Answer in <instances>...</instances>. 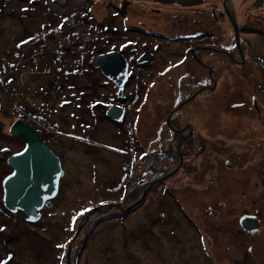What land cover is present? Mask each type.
I'll list each match as a JSON object with an SVG mask.
<instances>
[{"label": "rangeland", "instance_id": "1", "mask_svg": "<svg viewBox=\"0 0 264 264\" xmlns=\"http://www.w3.org/2000/svg\"><path fill=\"white\" fill-rule=\"evenodd\" d=\"M223 1H207L208 12L205 10L199 15L188 12L201 8L169 9L181 15V18L187 14L191 19L183 31L177 29V32H172L176 36L193 35L188 48L211 45L212 49L199 50L197 55L200 62L208 64L220 74L222 81L218 88L215 91L200 90L194 82L204 77L202 67L192 71L194 79L191 77L188 81L186 66H179L168 75L165 71L162 73L161 85L157 86V91L152 90L147 105L138 102L132 106L126 120L110 123L103 117L91 120V116L94 117L92 112L100 100L110 106V92L114 91L108 83H103L104 77L98 70L82 81L79 89L86 94L83 99H77V89L60 91L56 90V85L46 88L47 80L56 84L55 78L63 71L60 68H35L37 61L34 59L33 63L23 53L28 47L32 51V43L16 51L17 45L23 36L24 39L35 37L33 40L40 45H36L34 52L41 47H52L56 50L53 52V49H49L50 53L46 54L55 62L57 50L63 54L65 46L70 45V37L83 35V38H87L83 41L89 43L96 33H104L101 28L107 20L108 26L115 25L118 28H121L123 22V28L129 32L121 29L120 34L133 39L138 37V44L144 47L145 42L155 43L156 38L153 36L161 32L155 30L156 25L149 21L156 22L161 16L144 12L153 3L144 6L140 3L122 16L115 14L122 0H0V11L3 10L0 13L1 160L3 150V154L9 153L5 162L0 161V189L7 177L4 178V174L8 175L6 161L13 151H19L24 144L20 138L14 141L13 136H9V129L20 117L27 121V115L28 119H40L53 128V135L45 134L46 144L59 157L64 173L55 207L44 212L39 223L27 227L23 223V215L18 214L10 219V216L0 212V229H3L0 231V259H6L10 253L11 264H61L64 248L61 245L64 246L71 238L68 246L73 241V252L68 255V264H71V256L76 264H264V61L259 64L256 60L257 56L264 53V39L256 45L253 41H240L241 47L250 57L244 71L231 63L233 61H228L221 51H213L214 48L236 50L233 46L234 36L227 22L224 21L218 27L210 15L212 5H216L218 10ZM259 2L242 0L241 12H237L234 1L229 0L231 17L237 19L241 27L246 26V30L256 31L257 23L252 7ZM159 7L169 8L164 5ZM260 8L257 9L258 13L261 12ZM143 13L145 18H142ZM195 20L200 22L195 25ZM142 21L146 24L147 31H144H151L152 36L140 29ZM208 22H212L211 29L205 31ZM172 23L168 22L167 28H171ZM63 25L67 26V34L70 36L66 39ZM46 28L45 36L41 38ZM163 32L172 37V33ZM204 33H208V36L195 39ZM115 39L118 38L109 42V52L116 51L114 48L130 50L127 48L128 39ZM172 43L161 41L160 44L169 47ZM84 56L87 62H93L92 55ZM35 57L41 61L44 59L41 54L40 58ZM61 57L58 55L57 59ZM179 58L177 56L174 60ZM158 61L152 69L160 67L159 70H162L169 65L164 62L163 53L158 55ZM176 64L190 66L191 62L187 64L179 61ZM65 65V72L73 67L69 60H66ZM230 73L233 74L228 76ZM135 74L136 70L130 75L135 77ZM244 74L246 77L236 84L229 83L235 80L236 75L242 77ZM180 75L185 76L180 79ZM6 77H10L8 88L3 85L7 84ZM93 80L99 82L98 87L93 88ZM73 81L77 82L75 78ZM175 81H188L189 85L179 88ZM203 83L202 80L200 86ZM234 89L239 98L234 94ZM175 91H178L179 98L195 95L189 101L190 107L179 110L176 116H168L167 125L160 131L158 127L165 123V118L158 116L159 111L163 103H170ZM131 93H135L134 87ZM252 95H256L258 109H255L252 102L255 112L249 114L245 112L249 111L247 108H240L243 106L236 103L243 99L251 107V101L245 97ZM65 101L69 106L67 113L66 106H63ZM159 101L161 104H157ZM21 107L30 110V113H22ZM173 107L168 106L167 110ZM225 109L233 112L230 115L242 118L236 120L230 116L234 121H222V116L229 114L225 113ZM80 121L85 123L79 125ZM86 125L93 129L89 139H85L89 135L84 130ZM171 125H178L187 135H191L190 144L194 146L193 149L187 152L183 165L178 168V163H173V159L164 158L156 163V172L162 173L163 177L160 186L155 187L154 184L147 192L145 189L143 192L137 189L130 194L133 169L128 153L133 148L140 152L142 150L147 159L145 165L150 164L146 152L151 155L166 154L175 137ZM76 138H80L82 143ZM99 159H106L111 170H114L113 174L108 175L112 176L111 179L107 177L106 169L101 170ZM142 160L143 154H139L137 161ZM227 163H230V167ZM102 165L108 164L103 162ZM182 166L184 169H181ZM175 168L172 176L170 173ZM126 173L128 181H124ZM158 179L153 177V181ZM145 193L146 200H142L144 204H135ZM101 199L118 204L119 209L124 205L131 209L135 204V209L123 221L120 216L124 214L117 210L108 214H95L92 216L93 221L90 222V218L83 231L74 238L80 225L81 213L97 207ZM245 214L257 218L261 228L258 233L246 231L240 225V219ZM83 220L87 218H83L81 223ZM3 234H12L13 241L2 244ZM15 236L17 239H14ZM249 250L258 254L253 256L254 253L249 254Z\"/></svg>", "mask_w": 264, "mask_h": 264}, {"label": "flooded vegetation", "instance_id": "2", "mask_svg": "<svg viewBox=\"0 0 264 264\" xmlns=\"http://www.w3.org/2000/svg\"><path fill=\"white\" fill-rule=\"evenodd\" d=\"M207 0H140V2L136 3L133 0H122V2L120 3L119 8H117L116 13L118 15H124L125 13H127L129 10H131L133 7H135L136 5L142 3L143 6L147 5L148 3H153V6L144 12H147L148 14H153L155 16L160 15L161 19L159 17V20L156 19V22L152 21L149 19V21L152 24H155V30H161V32L156 33L153 37L156 38L155 43L154 41L150 42L149 44H147V42L143 43L142 40H140L143 44L144 47L141 44H138L137 40H139L138 37H136L135 39L131 38V36H125V35H121L120 34V30L123 29V31L125 32H129L128 30H125L123 28L124 23L122 22L121 24V28H118L117 26L113 25V26H108V24L103 23V27L101 28V31L104 32L103 34H97L96 36H93V40L91 42H89V45L91 47L90 51L88 52V55H92L94 52H97L101 49V53L97 54L96 57L93 58V62H92V66H93V71L96 72V70H98V72L102 75L101 71L97 68L94 67V60L101 56V55H108L111 53H117L120 57H122L125 62L127 63V75H128V81L127 84L124 87V92H123V96L120 97L118 95V91H115L114 89H116L115 85L113 84L112 81H110L109 79H106L104 77V81L103 83H108L109 86H111L113 88V92H110L111 97H109L112 101L114 100L115 103H120L121 100H123V98H134L135 101L131 100V103L134 102V104H137L138 102H142L144 105H147L150 102L149 96L151 95L152 90L157 91V86L161 85V81H160V77H162V73L165 71V74L168 75L172 70H175L176 68H179V66L181 68L186 66V70L189 72L187 74V79L188 81L191 79L192 76V71H197L200 70L201 67V71L204 74V79L203 80V86H200V83L202 82V80H200L199 78H197L195 80L194 83H197V85L199 86L200 90H204V89H208V90H213L215 91L218 88L219 83L222 81L221 76L219 73H217L216 71H214L212 68H210L209 66H207L208 64L203 63L202 61L200 62L198 59V55L197 52L199 50H204L205 48L207 50L212 49L210 47V45H206L205 48H203L201 45H197L196 49L195 48H188V44L190 43V38H188V36L186 37V34L183 35H178L176 36V34H173L174 32H177V29H181V31H183L185 29V26L187 25V23H189V21L191 19H189L187 17V14L185 15V17L181 18V15L173 13V11H169V9H175L176 7H180V8H184V9H193V8H201L198 9L196 11H190L188 13H192L193 14H201L202 12H204L205 10H207L208 12V8H209V3H206ZM229 0H224L222 2V9H218L217 8H211L212 10L214 9L216 15L218 13L219 16H225L228 17L231 21L235 19L233 17H231V13H230V7L228 4ZM154 4H158V6H154ZM160 5H164L167 6L169 8H163L161 9V7H159ZM116 6V5H115ZM123 9H122V8ZM123 10V12H122ZM151 12V13H150ZM181 13V12H180ZM110 15H112L110 13ZM211 15V14H210ZM113 16V15H112ZM212 16V15H211ZM145 18V14L143 13V17ZM172 23V27L171 28H167V23L171 22ZM261 22H264V18L260 20ZM200 21L195 20L194 23L195 25L197 23H199ZM212 22H208L206 25V30L209 29V26ZM141 26V30L143 32H145L144 30L147 31V29L145 28L146 24L142 21L140 23ZM198 26H200V24H198ZM109 27H112V29L115 31L117 30L118 33L117 35L115 34H109L108 29ZM181 27V28H180ZM70 29V28H69ZM71 30V29H70ZM76 31V30H75ZM163 31L166 32H170L172 33L171 36L172 37H168L165 35V33ZM151 31L148 30V32H145L147 35H151L152 33H150ZM257 32L259 33V35L257 36H264V32L260 31L259 29L257 30ZM108 34V35H106ZM81 35V34H80ZM125 36V37H124ZM114 38H118L115 39V41L117 40H126L128 39L127 42V48H129L130 50H127L126 48H114L113 52H109L108 48H109V42L111 40H113ZM264 39V38H263ZM79 40H86V37L83 38V35L81 37H79ZM161 41H171L173 42L171 44V46L169 47H165L162 46L160 43ZM235 41V38H234ZM73 41H70V45L69 46H65L64 50L62 51L63 55H65V52L67 54L68 50H72L71 51V55H74L75 51L73 50ZM100 43V44H99ZM236 43V41H235ZM51 49H53L52 51L56 50L52 47H50ZM93 50V52H92ZM213 51H216V49L214 48ZM50 53V52H49ZM160 53L164 54V62L166 63V65H168V67H164L162 70H159L160 67L154 68L152 69L158 61V55ZM221 53L223 54V56L226 57V59L228 61H233L231 63H234L237 68H240L244 71L246 64L248 63V60H250L249 55H247L245 53V51L243 50V48L238 47L235 51H227L224 49H221ZM58 55L62 56L60 50H57V56H56V60L58 58ZM177 56H180V58L178 60H174ZM179 61L183 62L185 61L187 64L189 62H191V65H177L176 63H178ZM136 70V74L135 77H132L130 74L134 73ZM238 70V69H237ZM93 72V73H94ZM235 73H238L237 71ZM233 73H230L228 76H231ZM186 75V74H185ZM183 75V76H185ZM181 76V75H180ZM183 76L180 77V79L183 78ZM245 74L242 75V77H240L239 75H236L235 80L234 81H230L229 83H232L233 85L236 84L238 81L241 80V78H245ZM194 79V77H193ZM187 82H177L175 81V84L177 87L181 88L184 85L188 86L189 83ZM99 82L96 80H93V88L94 87H98ZM134 87L135 88V93L132 94L131 93V88ZM180 91H182L183 89H179ZM178 90V91H179ZM178 91H175L173 94V98L170 100L169 104H165L163 103L161 110L159 111L160 114L158 116L165 118V125H167V117L168 116H176L179 110H182L186 107H190V100L191 98L195 95L192 96H188L185 98H179L178 97ZM199 91V90H198ZM234 94L237 96V92L235 91V89L233 90ZM256 95H252L249 98L245 97L248 101H251V107L248 106V102H245V100L240 99L241 102L236 103L238 106H243L240 108H247L249 111H245L246 113L249 114H253L254 109H253V105L252 102L255 106V109L257 107V99L255 97ZM237 98H239L237 96ZM197 99V97L195 98V100ZM194 100V101H195ZM103 101V100H102ZM161 104V102H157V104ZM168 106H174L173 108L167 110ZM179 108V109H178ZM236 108V107H235ZM232 108L230 107V110ZM228 109H225V112L231 114L233 112H231ZM251 111V112H250ZM239 118H242V116H237ZM243 117H249V116H243ZM164 123H162L160 126H162ZM159 126V127H160ZM173 128V131L175 132L174 134V139L172 140V143H170L169 146V150L171 151L170 154L172 156L173 159V163H178V166L183 165V160L185 158V154L187 152H190L193 149V145L190 144V137L191 135H187V133L185 132L184 129L179 128L178 125H171ZM17 152V151H16ZM181 158V161H178V158ZM5 162V159L2 161ZM8 167V166H7ZM175 168V169H177ZM181 169H184V166L181 167ZM9 175V174H8ZM1 203H2V199H0ZM0 203V209H2V204ZM2 210H0L1 212ZM45 210H43L44 212ZM250 252H256V251H250ZM258 253L256 252L255 255H257Z\"/></svg>", "mask_w": 264, "mask_h": 264}, {"label": "water", "instance_id": "3", "mask_svg": "<svg viewBox=\"0 0 264 264\" xmlns=\"http://www.w3.org/2000/svg\"><path fill=\"white\" fill-rule=\"evenodd\" d=\"M94 67L113 82L122 97L128 79L125 60L117 53L101 55L94 60ZM124 115V110L113 103L106 111L107 118L113 122H120ZM9 134L24 139L26 147L19 155L18 152L7 160L15 175H8L2 184V202L8 212L20 213L27 222L35 223L44 207L51 208L50 200L58 192L62 176L60 159L42 143L41 132L33 130L26 122H14ZM240 225L254 234L260 229L257 218L251 215L242 217ZM79 233L80 229L77 235Z\"/></svg>", "mask_w": 264, "mask_h": 264}, {"label": "trees", "instance_id": "4", "mask_svg": "<svg viewBox=\"0 0 264 264\" xmlns=\"http://www.w3.org/2000/svg\"><path fill=\"white\" fill-rule=\"evenodd\" d=\"M4 2H5V0H4ZM37 3H39V2H37ZM2 9H3V7H2ZM1 12H3V10H1L0 13ZM83 22H84V19H83ZM48 28H50V27H48ZM46 31H47V28L42 31L41 38H43L45 36V32ZM63 32L66 33L64 35V39H66L69 36L67 34V26L66 25H63ZM107 32H109V34L113 33L115 35H117V33H118V31L117 30L114 31L112 29V27H109ZM106 35H108V34H106ZM79 37H80L79 35H76L74 37H70L69 38V41H73V50L75 51V53H74L75 55H71V51L72 50H68L67 54H66V52H65V55L62 54L61 59H59V60L57 59V60H55V62L52 59H50V57L47 56V54H46L47 52H50L49 51V49H51L50 47H41V48L35 50V52H34V48L36 47V45H40V44L38 42H36V41H32L35 38V37H32V36H28V38H26V39H24L25 38L24 36L22 38H20L21 40L19 41V43L17 45L16 51H18L17 49L21 48V47H23V49H25V48L28 47L27 46L28 44L32 43V45H33L32 48H31L32 51L29 50L30 47H28L23 53H26L27 57L30 58L33 61V63H34V59L37 62L39 61L38 65H37V62H36L35 68H40V69H43V70L51 69V68H53V69H57V68L59 69L60 68V71L61 72L63 71L61 75H59L58 77L55 78V83L56 84H54V82H52L51 80H49V81L47 80V85L45 87L49 88L51 86L54 87L56 85V90H60V91L66 90V89L67 90L77 89L79 91L78 93L83 97V95H85L86 93H85V91H82V90L79 89L80 86H81V83H82V81L84 79L89 77V75L92 74L94 71H93V66H92L93 64L91 62H87V60L85 59V56H84V55L88 54V52L90 51L91 47H90L88 42L79 40ZM80 46H81V48H80ZM28 50H29V52H28ZM100 51H101V49L99 51H97V52H94L92 54V57L93 58L96 57L97 54L101 53ZM92 52H93V50H92ZM40 54H41V57H44V59H45V60L43 59L44 61L43 60L41 61V59H37L35 57V56H37V57L40 58ZM66 60H69L70 63H73V67L65 72L64 69L66 67V65H65ZM41 62L43 63L42 65H41ZM36 65H37V67H36ZM31 71H35V70H31ZM75 71H78V72H75ZM6 78H7V80H6L7 84H3V85L6 88H8L9 87L8 86V84H9L8 82H9V78L10 77H6ZM74 78L77 80L76 83L73 81ZM114 90L117 91V89H114ZM2 91H4V90H2ZM61 97H62V95H61ZM93 97L94 96L92 95V98ZM134 98H136V97L133 96V98H126V95H125V98H123V100H121L120 103H116V104H118V105H120V106H122V107H124L126 109L128 107L131 109L132 106H136L137 105V104H134V102L131 103V100L135 101ZM112 102L115 103L114 100ZM126 104H128L129 106L127 107ZM67 108H69V106H67ZM20 109L24 110L27 114L30 113V110L26 111L25 109H23V107H21ZM99 110H100V115L102 114L105 117L103 104L101 102H99V103L96 104V106L94 108V111L92 112V115L94 117L91 116V120L93 118H96L97 120L100 119V117L98 115V112H97ZM72 113H75V112L72 111ZM22 118H24V117H21V119ZM26 119L29 122L28 115L26 116ZM126 119H127V116H126ZM23 120H25V119H23ZM81 123H85V122H81L80 121L79 124H81ZM87 123H90V122H87ZM88 125H90V124H88ZM90 132H91V135H93V129H92L91 126H90ZM10 137H12V136H10ZM12 138L14 139V141H18V138H14V137H12ZM7 170H8V168H7ZM4 176H5V174H4ZM131 191H134V190H131ZM0 210H2L1 211L2 215L10 216V218L13 217V215H10V212H8L4 207H2V209H0ZM92 221H93V217H91V219H90V222H92ZM23 223L27 227H29L31 225L33 226L32 223H26L25 221H23ZM11 236H12V234H10V236L9 235L6 236V235L3 234V240H2L3 242H2V244H7V242L9 240L13 241V239H11ZM14 239H17V237L15 236ZM5 240H7V241L4 242ZM11 241H10V243H11ZM11 262L12 261L10 260L9 263L11 264ZM72 264H76V260L75 259L72 260Z\"/></svg>", "mask_w": 264, "mask_h": 264}, {"label": "bare ground", "instance_id": "5", "mask_svg": "<svg viewBox=\"0 0 264 264\" xmlns=\"http://www.w3.org/2000/svg\"><path fill=\"white\" fill-rule=\"evenodd\" d=\"M233 1L235 3V9L237 10V12H241L242 0H239V1L233 0ZM259 7H261L260 8V10H261L260 13L257 12L258 11L257 9ZM263 9H264V3L262 2V0H260L259 3H257L256 5H254L252 7V10L255 12V14H253V16L256 17V19H255V21L257 23L256 28H257V30L259 29L262 32H264V28H263L264 22H261L260 20L264 18V15H262ZM210 14L212 15V18H213V21H214L215 25H217L218 27H220L224 23V21H226L228 26L232 30L234 38H236L238 40H241V41L247 40L249 42L253 41L254 45H256L259 41H261L264 38V36H261V35L257 36V35H259L257 30L256 31H250V30H246V26H242L241 27L237 19L235 21L234 20L231 21L228 17H225V16L221 17V16L218 15V13L216 15L214 9L210 11ZM250 18H252L251 15H250ZM211 24L209 26V29H211ZM248 37H249V39H248ZM262 56H264V53L262 55L257 56L256 60L259 61V64H261L264 61ZM228 115H226V114L223 115L222 116V121H227V122L234 121V119L232 117H235L236 120H240L241 119V118H239L237 116H234V115H230V114H228ZM230 116H232V117H230ZM244 123L246 124V120H244ZM21 151L22 150H19V152H21ZM8 171H9L8 174L10 175V174L14 173V168L12 169L11 167H8ZM109 174H110V170H106V175L108 176Z\"/></svg>", "mask_w": 264, "mask_h": 264}, {"label": "clouds", "instance_id": "6", "mask_svg": "<svg viewBox=\"0 0 264 264\" xmlns=\"http://www.w3.org/2000/svg\"><path fill=\"white\" fill-rule=\"evenodd\" d=\"M216 5H212V8H214ZM217 8V7H216ZM219 8L220 9H222V2H221V4H220V6H219ZM208 33H204V35L202 36H200L199 37V39H203V38H205V36H208L207 35ZM200 35V34H199ZM191 40V39H190ZM209 41V40H208ZM235 41H236V43L234 42V39H233V46H234V48L236 49L237 48V44H238V46H240V48H242L241 47V40H238V39H236L235 38ZM106 109V108H105ZM106 111H107V109H106ZM72 114V113H71ZM105 119L107 118V117H104ZM106 120H108V122H110V120L107 118ZM172 127V126H171ZM159 128V127H158ZM142 144H140V146H141ZM143 146V145H142ZM144 148H146V147H144ZM168 150V152L165 154V153H162V154H153V155H151V153H148V152H146V155H148L149 156V161H150V164L149 165H145V162L147 161V159L145 158V155H144V153L142 152V150H141V152L139 151V150H136V149H134L133 148V150H131L129 153H128V156H129V159H130V162H131V170L133 169V171L131 172V174H133V176H144V174H148L149 175V178L145 181V182H141V184H140V186H139V189H142V188H146V189H149L151 186H153L154 184H152V180H151V176H150V174H154V173H158V172H156L157 171V166H156V163L157 162H159V161H163L164 160V158L165 159H167V160H170V159H172V156H171V154H170V150L169 149H167ZM52 152L56 155V153L54 152V150H52ZM141 155L142 156V154H143V160H142V162H138L137 161V159H138V155ZM185 154V158L184 159H186V154L187 153H184ZM57 156V155H56ZM155 156H158L156 159H155ZM106 160V159H105ZM178 161L180 162L181 161V158L179 157L178 158ZM102 166V165H101ZM227 166H229L230 167V163H227ZM61 168H62V166H61ZM101 170H103V168H101ZM104 172V171H103ZM161 175H162V173H159V179L162 181V178L163 177H161ZM163 183V182H162ZM223 206V205H222ZM54 208V207H53ZM52 208V209H53ZM246 215V214H245ZM244 215V216H245ZM244 216H242V217H244ZM241 217V218H242ZM250 251H254V250H249V254H253L254 252H250ZM256 253V252H255ZM255 253L253 254V256H256L255 255Z\"/></svg>", "mask_w": 264, "mask_h": 264}, {"label": "snow or ice", "instance_id": "7", "mask_svg": "<svg viewBox=\"0 0 264 264\" xmlns=\"http://www.w3.org/2000/svg\"><path fill=\"white\" fill-rule=\"evenodd\" d=\"M25 11H27V9H25ZM20 153H18V155H19ZM13 175H15V173H13ZM85 211H90V210H85ZM81 215H83V213H81ZM3 229H0V231H2ZM61 247H64L63 245H61ZM5 264H7V262H5Z\"/></svg>", "mask_w": 264, "mask_h": 264}]
</instances>
